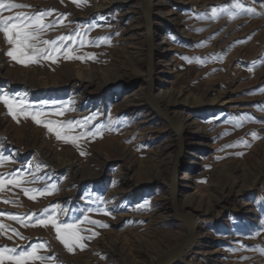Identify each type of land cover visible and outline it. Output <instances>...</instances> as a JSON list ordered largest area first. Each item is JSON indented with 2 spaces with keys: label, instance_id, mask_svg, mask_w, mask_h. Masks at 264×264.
Wrapping results in <instances>:
<instances>
[{
  "label": "rangeland",
  "instance_id": "1",
  "mask_svg": "<svg viewBox=\"0 0 264 264\" xmlns=\"http://www.w3.org/2000/svg\"><path fill=\"white\" fill-rule=\"evenodd\" d=\"M13 2L30 7L3 15L54 9L40 41L79 31L66 46L85 58L23 66L6 55L0 33V94L24 101L29 113L14 120L0 102V175L26 181L0 192V213L39 216L58 205L61 222L87 215L108 227L81 224L82 235H97L69 252L51 226L0 215V246L24 251L43 242L51 264H154L185 236L173 214V175L175 206L194 223V244L171 264H264V0H240L255 12L217 19L212 8L234 12L235 0H149L151 86L180 137L147 103L146 0ZM61 14L63 23H54ZM88 75L93 84L81 79ZM37 111L44 123L72 122L65 130L77 143L35 123ZM52 185L35 201L23 192ZM105 209L111 215L96 211Z\"/></svg>",
  "mask_w": 264,
  "mask_h": 264
},
{
  "label": "snow or ice",
  "instance_id": "2",
  "mask_svg": "<svg viewBox=\"0 0 264 264\" xmlns=\"http://www.w3.org/2000/svg\"><path fill=\"white\" fill-rule=\"evenodd\" d=\"M73 2L79 4L86 2V0H73ZM28 7L30 6L15 3L13 0H0V33H3L7 44L10 45L6 55L10 57L12 61H15L23 66H28L30 64L39 63L41 60H50L52 63H56L60 57H63L65 60H83L85 58L76 55L75 50L71 45L66 46L67 41L72 40L75 42L76 37L81 36L79 31L76 32L75 36H61L52 41H40L41 34L54 26L53 23L45 22L46 17L51 16L55 12L54 9L38 11L35 13L16 12L14 15H3L5 11L11 12L14 9ZM231 8L235 9V11L233 12L228 8H221L218 11L215 7H213L211 18L217 19L221 12H227L230 18H235L242 11L255 12V9H245L244 4H242L240 0H235ZM64 15L66 14H61V17L54 23L62 24ZM41 43L46 47L39 46ZM80 43H84L82 39ZM249 70L251 71L252 69ZM0 102L7 107L9 114L14 120H16L20 114L25 116L29 115V113L25 111L24 101L13 99L5 94H0ZM42 114L43 113L39 111L33 112L31 113V119L38 125L43 123V126L46 127L49 132H54L58 140H63L73 144L77 143L78 137L68 135L65 130L66 128L70 129L72 127V122L61 126L55 125L52 121L44 123L40 119ZM57 114L63 113L60 112ZM88 120L89 118H85V123H87ZM100 132L101 130L97 129L96 131L88 134L95 136L100 135ZM253 138H255V134H253ZM81 155H84V153H81ZM5 159L6 158L0 156V165H2ZM25 182L26 181L21 179L19 173L11 174L7 179H5L3 175H0V192H2L8 185L19 187ZM55 190L56 185H52L51 188L43 190L23 188L24 195L33 201L37 199L38 195H51ZM3 202L9 203L7 200ZM88 211L91 212L93 210L89 209ZM96 211H102L105 215H111V213L106 209ZM61 213H65V210L56 205L51 207L50 213L49 209H44L39 216H37V214H32L27 217H19L16 214L10 213H0V215H6L8 219L17 221L24 227H28L30 224L33 227L40 226L47 228L51 226L55 230L56 238L69 252H73L77 247L80 250H84L86 245L83 241L90 240L97 235L95 232H92L89 236L82 235L81 233L84 229L80 227L81 224L88 222L99 225L100 227H108V225L102 224L99 221L90 220L87 215L84 216L83 220H78L73 223L61 222L59 219V215ZM6 228V225L0 223V233H3ZM11 232L17 237L21 236V234L15 229H11ZM257 235H259V232H257ZM7 238L12 239V236H8ZM46 247V244L43 242L33 244L29 250L24 251H17L15 247L8 248L6 246H0V264H36V262H39V264H45L46 261L51 264V261L54 259L53 257L40 254L41 250L46 249Z\"/></svg>",
  "mask_w": 264,
  "mask_h": 264
},
{
  "label": "water",
  "instance_id": "3",
  "mask_svg": "<svg viewBox=\"0 0 264 264\" xmlns=\"http://www.w3.org/2000/svg\"><path fill=\"white\" fill-rule=\"evenodd\" d=\"M148 6H149V0H146V3H144V5H143V10H144V18H145V26H146V34H147V44H146L147 45V52H148V63L146 66L147 67V69H146L147 75L151 69V47H150L151 25H150V20H148V18H147ZM147 103L155 113L161 115L164 119H166V121L170 124L172 129L175 131L176 136L180 137L178 134L180 133L181 128L179 127L177 121L173 118L168 117L166 115V113L160 108L157 101L155 100L154 92H153V89L151 86V80L149 77H148V89H147ZM172 178H174L173 175H172ZM171 203H172L173 214L175 216V219L182 222L185 226V236L181 240L179 246L175 250H172L171 252L168 253L170 256L166 261L164 260V258L166 257V255H165V256L159 258L158 260H156L154 264H171V263H173L178 258L179 253L185 247L188 246V244L191 240V237L194 234V223L191 221L190 217L181 215L176 209L175 191H174L173 187L171 189ZM173 258L175 260H173Z\"/></svg>",
  "mask_w": 264,
  "mask_h": 264
},
{
  "label": "bare ground",
  "instance_id": "4",
  "mask_svg": "<svg viewBox=\"0 0 264 264\" xmlns=\"http://www.w3.org/2000/svg\"><path fill=\"white\" fill-rule=\"evenodd\" d=\"M154 4L153 5H149L148 6V8H147V18H148V20H152V17H153V14H154ZM146 69H147V67H146ZM151 72H152V68L150 69V71H149V73H148V77L150 78V80H151ZM81 79H83V80H86L88 83H91V84H93L94 83V79L92 78V76H90V75H88V76H84V77H81ZM155 100L157 101V103H158V100H157V97H155ZM224 130H228L229 129V127L227 126V125H225V126H223L222 127ZM181 132H182V129H181V131H180V133L178 134L179 136L181 135ZM189 178V177H188ZM173 188H175V180H174V178H172L171 179V184H170ZM194 244V238H193V236L191 237V240H190V242H189V244H188V246L187 247H185L180 253H179V256L178 257H181L182 255H184V254H186L190 249H191V247H192V245ZM176 249V248H175ZM174 249V250H175ZM168 254V253H167ZM169 254L168 255H166V257L164 258V260L166 261L168 258H169ZM173 260H175L174 258H173Z\"/></svg>",
  "mask_w": 264,
  "mask_h": 264
}]
</instances>
